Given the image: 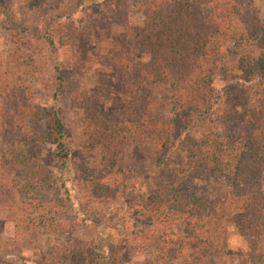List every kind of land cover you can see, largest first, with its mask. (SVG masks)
<instances>
[{"label":"trees","instance_id":"obj_1","mask_svg":"<svg viewBox=\"0 0 264 264\" xmlns=\"http://www.w3.org/2000/svg\"><path fill=\"white\" fill-rule=\"evenodd\" d=\"M16 1L0 0V14ZM105 2L118 7L125 23L106 63L119 72L120 117L105 119L85 93L71 100L83 110L85 132L100 148L101 167L114 179L82 176L75 173L77 167L69 168L67 126L54 107L37 103L34 85L41 83L37 74L45 67L35 58L32 40L9 31L11 49L7 59L0 56V139L7 147L0 154V213L10 212L17 234L32 226L49 233L56 225L37 223L30 208L35 201L28 198L57 189L54 172H63L69 179L62 186L78 180L87 185L90 197L77 206L100 241L67 249L57 261L52 255L48 264H122L116 246L132 241L143 242L152 264H264V189L253 187L264 183V22L255 0ZM70 34L74 37L75 30ZM41 86L49 99L58 100L59 66L53 80ZM234 104L247 108L243 127L219 134L214 127ZM145 143L152 144L157 168L129 169L126 148ZM177 155L191 159L194 171L210 179L224 178V197L211 201L190 188L191 175L184 180L174 171L165 188L145 195L150 178ZM75 205L70 206L79 212ZM113 207L124 209L108 220L106 212ZM229 211L242 220L247 252L226 251L215 239ZM116 227L127 233L117 242L108 233ZM0 264L9 263L0 256Z\"/></svg>","mask_w":264,"mask_h":264},{"label":"rangeland","instance_id":"obj_2","mask_svg":"<svg viewBox=\"0 0 264 264\" xmlns=\"http://www.w3.org/2000/svg\"><path fill=\"white\" fill-rule=\"evenodd\" d=\"M255 3L264 22V0H255ZM117 12L118 7H109L105 0H17L0 14V56L7 59L11 49L9 31H18L20 37L27 36L32 40L36 48L35 58L45 67L44 73L37 74L41 83L52 81L54 68L60 67L63 86L56 102L48 98L41 83H35L34 86L37 90V103L54 107L67 126L65 141L70 150L69 168L77 167L74 172L78 175L109 181L114 178L100 165V148L86 134L81 122L83 110L76 107L71 98L78 93H85L96 101L100 114L105 119L120 117V96L117 91L119 72L112 64H106L108 51L113 47L116 37L125 30V23L117 16ZM71 30H75L74 37L70 34ZM246 116L245 106L231 105L214 129L222 135L237 132L243 127ZM194 138L197 141L200 135H194ZM6 148L0 139V154L5 153ZM193 148L190 145L189 149ZM153 153L151 143L127 147L126 165L136 171H154L157 167ZM195 167L197 164L191 159L177 155L164 162L160 174H154L142 192L149 195L161 187L165 188L170 181L171 171H174L180 179L186 180L192 176V180L188 179V184L202 196L211 201L221 200L226 180L210 179L201 170L194 171ZM3 179V175H0V182ZM63 179L68 181V175L54 172L52 180L58 184L57 189L37 191L28 198L31 203H39L37 209L35 204L30 206L37 223L43 220L44 225H56L50 228L49 233L44 230V226L39 229L32 226L17 234L15 224L8 217L10 212L0 213V256L5 257L9 264H48L52 255H57L54 258L57 261L67 249H77L82 243L92 239L100 241L89 224L83 221L81 208L77 206L79 202L84 204L90 197L87 185L78 180L73 183L69 181L64 187L61 185ZM254 186L257 190L264 189V183L253 184ZM8 193L10 192L3 193L2 197L6 198ZM60 195L64 200L62 206L59 205L62 200ZM72 203H76L75 208L79 212L71 208ZM162 206L165 209L171 205ZM123 209L124 207H113L106 210L107 219L109 217L115 220L120 217ZM164 213L171 214L168 210ZM226 217L223 231L215 236L216 241L226 251L247 252L248 244L241 233L242 220L239 214L229 211ZM126 225L131 226L128 223ZM22 227L24 226H20V229ZM139 227L141 229V225ZM33 232L37 234L34 235ZM108 233L114 237L115 242L127 234L119 227L110 229ZM116 252L122 264H152L154 259L141 241L119 243Z\"/></svg>","mask_w":264,"mask_h":264}]
</instances>
